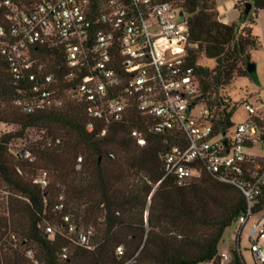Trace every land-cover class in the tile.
<instances>
[{
  "label": "trees",
  "instance_id": "trees-1",
  "mask_svg": "<svg viewBox=\"0 0 264 264\" xmlns=\"http://www.w3.org/2000/svg\"><path fill=\"white\" fill-rule=\"evenodd\" d=\"M11 1L25 6L38 0ZM243 1L250 3L248 11L244 13L241 6L238 22L231 23L217 19L215 0L179 3L190 43L185 59L198 77V102L208 109L215 135L227 133L235 109L220 89L234 76L251 79L249 50L258 44L251 24L257 9H264V0H240L234 6L244 5ZM3 18L0 11V24ZM33 49L44 69L54 73L59 90L81 79H64L60 48ZM200 55L212 59L213 67L200 65ZM31 84L12 73L0 54V123L15 126L0 135V187L6 192L7 207V215L0 214V264H34L26 250L32 251L36 264L217 263L223 230L247 207L238 187L205 173L182 184L165 176L162 155L176 135L146 131L145 120L135 109L124 120L111 123L105 135L100 134L101 123L91 121L83 102L64 99L59 107L25 113L13 102L33 96ZM32 128L43 133L39 141L21 147L33 154L34 160L28 161L10 144ZM132 128L144 130V146L130 137ZM42 172L44 187L32 182ZM263 210L264 186L251 212ZM69 226L74 231L95 228L93 248L76 244ZM12 235L18 236L17 242ZM230 263L245 264L238 244L231 250Z\"/></svg>",
  "mask_w": 264,
  "mask_h": 264
},
{
  "label": "built area",
  "instance_id": "built-area-1",
  "mask_svg": "<svg viewBox=\"0 0 264 264\" xmlns=\"http://www.w3.org/2000/svg\"><path fill=\"white\" fill-rule=\"evenodd\" d=\"M180 1L38 0L17 6L11 0H0L4 16L0 54L12 73L32 83L33 96L13 102L25 113L59 107L70 99L85 104L91 121L101 123V135L111 123L124 120L131 109L144 118L146 131L175 134L176 140L162 155L164 175L182 184L205 173L238 187L247 202L245 212L235 220L239 232L264 186V153L254 151L255 145L264 147V110L245 101L246 121L227 136L213 134L209 111L198 102V77L185 59L190 43L185 22L179 21ZM33 46L60 48L64 79H81L59 90L54 73L44 69ZM197 105L203 106L198 116L193 115ZM3 125L0 135L10 131ZM143 131L130 130L140 147L146 144ZM16 153L34 160L27 148L18 147ZM80 163L79 156L77 169ZM32 182L44 187L45 173ZM46 231L52 233V228ZM68 233H73L76 244L93 248L91 227L74 231L69 226ZM248 234L254 264H264V248L258 241L264 234V214ZM116 251L120 254L121 246ZM25 256L36 264L31 250ZM216 264H231L230 255L219 252Z\"/></svg>",
  "mask_w": 264,
  "mask_h": 264
},
{
  "label": "rangeland",
  "instance_id": "rangeland-1",
  "mask_svg": "<svg viewBox=\"0 0 264 264\" xmlns=\"http://www.w3.org/2000/svg\"><path fill=\"white\" fill-rule=\"evenodd\" d=\"M240 0H215L217 13L220 12L223 20L226 23L238 22V13L239 9L243 4L237 3ZM245 1H243L244 3ZM249 3V2H248ZM217 19L221 20L219 14H217ZM223 22V21H222ZM252 33L257 37L258 44L255 48L249 50L250 60L255 65V73L257 80L254 81L247 77L242 76H234L231 83L224 86L220 89L221 93L229 96V99L233 104H235V109L231 115V123L232 126L228 129L226 136L231 134L233 128L239 124L246 121L248 118V113L244 108V102H249L253 107L264 110V9H257L254 22L251 24ZM197 62L200 65L207 66L209 68L213 67L214 61L212 59L205 58L203 55L197 59ZM203 106L197 105L193 110V115L198 116L201 112ZM6 125V124H5ZM12 131L15 126L7 125ZM4 127L2 123H0V130ZM43 131L38 129H29L26 131L25 136L16 139L10 144V148L17 149L18 147H22L23 145H27L33 141H39L42 136ZM255 152L264 153V147L260 145H255ZM0 214L7 215V207H6V192L0 187ZM146 211L143 213V221L145 220ZM264 214V210L257 214H252L247 221L242 226L241 230L238 232L239 224L236 221H233L228 225L222 232L220 240L218 242L217 248L219 252H227L229 255L231 250L236 247L238 244V249L240 255L245 264H254L251 252H250V237H249V229L252 224L257 221ZM96 230L95 228L93 229ZM238 233V236H237ZM12 241L17 242L18 236L12 235ZM256 238V237H255ZM238 241V243H237ZM258 241L260 246L264 248V234H262ZM209 264V263H203Z\"/></svg>",
  "mask_w": 264,
  "mask_h": 264
},
{
  "label": "water",
  "instance_id": "water-1",
  "mask_svg": "<svg viewBox=\"0 0 264 264\" xmlns=\"http://www.w3.org/2000/svg\"><path fill=\"white\" fill-rule=\"evenodd\" d=\"M243 6H244V13H246L250 7V3L245 2ZM183 20H184V16L182 15L181 12H179V21H183ZM247 72H248L249 76L251 77V79H253V80L257 79L256 73H255V65L253 62L248 63Z\"/></svg>",
  "mask_w": 264,
  "mask_h": 264
},
{
  "label": "crops",
  "instance_id": "crops-1",
  "mask_svg": "<svg viewBox=\"0 0 264 264\" xmlns=\"http://www.w3.org/2000/svg\"><path fill=\"white\" fill-rule=\"evenodd\" d=\"M218 14H219V16L221 17V20H222L223 22H226L225 20L222 19L223 16H221V13L218 12ZM222 252H223V251H222Z\"/></svg>",
  "mask_w": 264,
  "mask_h": 264
}]
</instances>
